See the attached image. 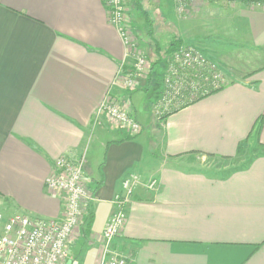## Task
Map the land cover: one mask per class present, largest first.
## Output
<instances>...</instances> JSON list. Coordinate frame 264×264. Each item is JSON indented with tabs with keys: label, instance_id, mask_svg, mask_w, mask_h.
Masks as SVG:
<instances>
[{
	"label": "crops",
	"instance_id": "0c3cea01",
	"mask_svg": "<svg viewBox=\"0 0 264 264\" xmlns=\"http://www.w3.org/2000/svg\"><path fill=\"white\" fill-rule=\"evenodd\" d=\"M206 3L184 16L173 0L154 6L174 39L228 69L229 83L159 124L154 68L139 90L115 83L125 47L103 0H0V210L60 217L46 178L62 154L85 155L92 200L64 264H101L112 199L131 173L158 184L136 189L113 241L130 264H264V6ZM109 94L142 124L139 135L107 117L94 123ZM248 145L257 152L226 174L184 163L232 159Z\"/></svg>",
	"mask_w": 264,
	"mask_h": 264
},
{
	"label": "built area",
	"instance_id": "2783aa9c",
	"mask_svg": "<svg viewBox=\"0 0 264 264\" xmlns=\"http://www.w3.org/2000/svg\"><path fill=\"white\" fill-rule=\"evenodd\" d=\"M103 2L109 22L117 29L125 47L115 83L128 90L136 89L154 62L139 47V40L126 19L125 0ZM194 2L204 0H175L177 13L185 15ZM164 73L161 97L152 107L159 119L212 95L229 83L220 64L201 48L190 44H181L167 54ZM102 117H107L131 135L142 131V125L131 111L110 94L97 108L94 123L100 124ZM85 161V155L76 159L68 153L62 154L46 178L47 191L59 195L62 200L60 217L0 212V264H64L70 244L80 235L86 207L92 200V191L83 175ZM157 184V180L143 181L135 173L122 180L121 189L112 199L113 214L102 233L101 264H130L132 259L116 251L113 241L127 220L136 189L141 185L153 189Z\"/></svg>",
	"mask_w": 264,
	"mask_h": 264
},
{
	"label": "rangeland",
	"instance_id": "374dc122",
	"mask_svg": "<svg viewBox=\"0 0 264 264\" xmlns=\"http://www.w3.org/2000/svg\"><path fill=\"white\" fill-rule=\"evenodd\" d=\"M155 1L156 0H125L127 7L126 19L128 20V23L130 24L133 30L132 32L137 36L139 40V44H140L139 47L141 48L143 53L147 55L152 62H154V69L156 72H155V79L152 84L154 90L152 93H150V97H149L151 100L150 111L157 118L160 124V122L163 121V119H159L156 116L155 110L152 107L154 104L153 102L156 101L159 97H161V93L163 90V80L165 78V73H164L165 65L162 66V63L159 64V62L155 60L157 59L159 51L161 50L162 52H164V50H166L165 48L169 45V42L174 40V37H172L171 31L173 30V26L171 25L170 19L164 17V12L162 11V9H159L158 7L154 6ZM173 2L175 3V0H173ZM205 2H207L206 4H215L217 6L222 5L224 3H227L228 5H232V6L236 4L238 5L243 4L248 6H264V0H204V3ZM164 9L166 10V7ZM174 9L176 10L175 6ZM189 9H191V7H189ZM190 45L194 46L195 44H190ZM198 47L201 48L200 46ZM165 58L163 64H165ZM217 62L220 64L221 69L225 74L224 75L225 78L227 77V82H229L230 73L228 69L225 68L219 61ZM152 69L148 72L146 71L145 74L146 76H144L140 80L138 88L133 90H128L121 86L120 87L130 92L139 90V87L140 88L144 87L147 83H150V81L153 80L150 79V74L152 72ZM158 85L160 86L158 87ZM152 98H154V100ZM142 130H143V126H142ZM251 148H253L251 145L250 147L249 145L244 147L243 150H241V152L232 159H224L216 156L212 157L206 155H189L184 157V163L186 164L187 167L193 166V167L203 168L208 171L211 170V172L218 175L226 174L231 170L245 166L249 162V160L257 152L254 149L251 150ZM85 164L86 161L84 163V167Z\"/></svg>",
	"mask_w": 264,
	"mask_h": 264
},
{
	"label": "trees",
	"instance_id": "16d2710c",
	"mask_svg": "<svg viewBox=\"0 0 264 264\" xmlns=\"http://www.w3.org/2000/svg\"><path fill=\"white\" fill-rule=\"evenodd\" d=\"M157 40V39H156ZM182 42L179 39H174L173 41L169 42V45L165 48L166 50H164V52H162L161 50L159 51V54L157 56V59L155 61H158L159 64L162 63V65L164 66V58L167 56V54H169L171 51H173L177 46L181 45ZM154 68V66H153ZM153 70V69H152Z\"/></svg>",
	"mask_w": 264,
	"mask_h": 264
},
{
	"label": "bare ground",
	"instance_id": "6f19581e",
	"mask_svg": "<svg viewBox=\"0 0 264 264\" xmlns=\"http://www.w3.org/2000/svg\"><path fill=\"white\" fill-rule=\"evenodd\" d=\"M155 103V102H154ZM83 172H84V168H83ZM83 175H84V173H83Z\"/></svg>",
	"mask_w": 264,
	"mask_h": 264
}]
</instances>
